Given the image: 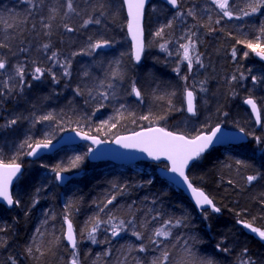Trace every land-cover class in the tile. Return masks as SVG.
<instances>
[{"label":"trees","instance_id":"16d2710c","mask_svg":"<svg viewBox=\"0 0 264 264\" xmlns=\"http://www.w3.org/2000/svg\"><path fill=\"white\" fill-rule=\"evenodd\" d=\"M152 2L145 12V53L142 62L135 64L127 39L122 0H75L80 15L71 14L61 19V10L60 15L51 21L50 35H45L49 30L44 29L42 23L48 22V9L59 7L62 0H44L39 8L30 6L27 0H0V40L9 44V48H0V54L8 59L9 70L18 63H23L26 68V83L23 86L17 84L10 94L0 97V125L19 117L18 123L11 128H0V160L10 162L15 156L16 162L24 165L23 174L14 188V199L20 203L11 209L0 204V229H4L0 232V241H7L0 247V264H11L9 256L16 264H68L71 250L67 243L65 240L59 245L54 243L55 237L62 236L66 214L77 235L81 264H93L97 253L109 248L112 250L110 257H101V261L116 264L128 244L139 245L141 242L145 243L147 251H133L125 258L126 264H135L136 259L149 264L159 251L149 244L147 234L143 241L133 237L130 231L115 238L101 228L96 233L97 241L107 240L108 243L93 244L86 238L89 218L99 212L111 195L121 191L120 185L126 191L117 195L113 204L108 205L107 212L126 218L127 206L135 202V207L141 209L136 216L138 222L144 211L153 206L170 215L187 217L186 226L173 231L175 235L183 233L184 237H195V241L186 249L183 238L171 240L168 248L173 264H199L201 260H211L213 264H238L242 258L264 264V243L240 225L245 222L264 230V62L245 44L238 43L248 40L255 43L260 22L264 20V9L245 17L239 9L245 8L247 0H229L230 10H235L233 17L229 18L223 16L212 0H178L177 11L159 0ZM37 3L39 0H33V5ZM101 3L103 9H100ZM94 7L103 10L104 15L100 16ZM189 10L193 11V16L187 15ZM177 12L181 15L177 16ZM88 13L98 17L100 24L82 27ZM41 16L45 18L43 21ZM169 21L171 26H168ZM65 23L74 30L66 31ZM9 24L13 27H7ZM160 29L163 34L158 37L155 33ZM179 30H183L187 37L195 33L192 39L200 63L194 66L191 75L198 83H205L208 91L207 105H201L196 99V115L191 119L199 125L193 131L180 125L187 116L184 89L191 85L187 80L183 82L184 76L181 75L184 71L177 73L169 58L178 50L179 44L186 41L172 47L174 39L179 37ZM89 38L93 43L100 39L111 43L88 55ZM43 44H49L50 49L42 48ZM162 44L165 48H161ZM22 48L27 51L21 52ZM234 48L235 57L232 55ZM52 51L59 53L60 60L71 59V75L65 76L61 65L47 60ZM73 52L78 55L72 56ZM245 52L249 53L247 57ZM121 53L125 55L121 56ZM117 59L121 61L117 67H122L125 79L113 80L115 93L102 101L105 106L101 108L89 97L87 89L104 79L105 72L115 66L109 62ZM36 66L51 68L56 81L48 72L39 80L33 79ZM86 71L89 77L83 75ZM186 74L184 72L185 77L189 76ZM4 75L7 73L0 70V77ZM252 76L258 81L253 82ZM133 81L141 90L142 99L131 93ZM78 88L83 95L77 94ZM104 90L100 88V91ZM250 96L261 108L260 128H256L243 105V99ZM49 113L52 120L36 123L39 116ZM143 116L149 119H141ZM105 121L107 124L103 123ZM113 124L116 127H112ZM217 124L244 129L249 138L239 145L212 148L188 171L191 182L210 196L220 214L209 210L199 214L180 190L156 174L152 163L139 162L129 166L91 163L85 156L76 168H72L71 160L86 153L85 144L64 147L37 160L26 158L27 145L20 149L21 143L29 137L28 143L31 144L43 139L54 141L70 129L112 140L120 134L152 125L194 136ZM256 137H260L261 142L258 143ZM236 160L244 161L246 166L237 165ZM57 166L68 169L64 172H81V175L60 187L53 171ZM141 166H147L148 173L135 168ZM257 172L261 175L249 184L246 177ZM114 184L116 188H113ZM153 200L157 201L155 205ZM66 206H69L67 213ZM100 215L107 219L105 213ZM29 246L33 249L31 254L26 251ZM37 248L40 251H36ZM224 248L229 251H221ZM244 249L248 250L246 254Z\"/></svg>","mask_w":264,"mask_h":264},{"label":"snow or ice","instance_id":"6c2138e0","mask_svg":"<svg viewBox=\"0 0 264 264\" xmlns=\"http://www.w3.org/2000/svg\"><path fill=\"white\" fill-rule=\"evenodd\" d=\"M167 2L172 5L174 8L178 7V0H167ZM27 3L30 6L34 7H42L44 0H39V3L33 5V0H27ZM212 3L216 5L223 12V16L232 18L234 15V9L230 10L229 0H212ZM123 4L127 6L128 11V20H127V28L128 33L132 38V49H131V57L139 62L142 57V53L145 48L144 42V30L142 27V19L144 16V9L146 0H123ZM79 5L75 3V0H62V3L59 7H50L48 9L49 15L47 16V23H42V27L46 30L45 35H50L51 29V21L56 19L58 15H60L61 10L63 15L60 16L61 19L64 17H68L71 14L80 15V11L78 10ZM104 5L101 3L100 9H103ZM100 9H95L99 11V15L103 16L104 11ZM264 9V0H247L244 9H239V13L243 16H252L261 10ZM177 16H180L181 13L177 12ZM188 16H193V11L189 10L187 12ZM239 18V16H237ZM45 18L41 16V20L43 21ZM100 19L98 17H93L91 13H88V18L83 20V26H87L89 24L95 23L100 24ZM171 21H169V25L171 26ZM7 27L11 28L13 25L9 24ZM35 27V25H33ZM63 27L66 31L72 32L74 29L69 26L67 23L63 24ZM259 35L255 38V43L251 40L248 41H238V43H243L245 46L251 50V52L255 53L261 59H264V20L260 22V26L258 28ZM163 29L158 30L155 35L162 36ZM195 33H191L188 36V43L182 44L181 48L183 49L182 59L187 61V67L189 72L193 69V62L197 64L200 63L199 54H195V41L192 39ZM111 42L107 39L96 40L94 43L91 42V38H89L87 54L91 55L97 49L104 48L108 46ZM45 50L50 49L49 44H43L41 46ZM0 48H9V44L0 40ZM161 48H165V45L162 44ZM21 52L27 51V49H20ZM15 55V53H13ZM78 53L73 52L72 56H76ZM124 53H121V56H124ZM233 57L236 56V49H233L232 52ZM249 55L248 52L244 53V56L247 57ZM59 53L57 51H52L51 55L47 57L49 62L54 64H59L63 67V74L65 76L71 75L70 68L72 61L71 59H58ZM35 63V62H33ZM110 65H115L111 67L108 71L105 72V78L100 79L98 84L94 83L92 87H88L87 91L89 97L95 100L99 107H104V103L102 101H106L110 96L114 95L116 90V84L113 80L123 81L125 79V72L122 70V67H117L121 65V61L119 59L115 61H110ZM0 70L7 73L0 77V97H3L6 93H11L14 89H16L17 84L23 86L26 75V68L23 63H18L12 67L11 70L8 69V59L5 58L2 54H0ZM176 72L179 73V66L175 69ZM45 72H48L52 75V79L55 82L57 77L55 72L51 68H42L40 66H36L33 69V79L39 80ZM85 77H89V73L86 71L83 73ZM187 79V77H184ZM243 78V75H241ZM235 80L236 77L234 76ZM251 79L253 82H257L258 78L256 76H252ZM203 83V82H201ZM100 88H104V91H100ZM22 91V88L20 89ZM204 90V89H201ZM78 95H83V91L81 89H77ZM131 93L135 94L138 99H142V92L137 87L136 82L133 81L131 83ZM163 99V97H160ZM195 95L191 90L186 89V105L187 112L193 115L196 114V105H195ZM88 102L87 100L85 101ZM245 104L251 106L252 113L256 117V122L259 124L262 122L261 120V108L258 107L257 101L253 99L251 96L244 101ZM121 108L124 106L121 105ZM53 116L51 113L43 116H39L36 119V123L42 121L52 120ZM141 119L148 120V116H143ZM159 119H163L160 117ZM19 117L12 118L6 121L5 124L0 125V128H11L12 126L18 123ZM107 124V121L103 122ZM112 127H116L115 124ZM241 132H244V129H240ZM220 132V126L217 125L215 128L211 129L208 134L201 133L194 137L193 139H188L183 135H176L172 132H168L163 128H148L142 132L133 133L131 136L127 137H117L115 143L121 144L124 148H139L140 150L146 152L149 156L153 158H159L160 156H165L170 162L171 167L168 169L171 173H175L178 177L183 179V182L187 185V187L191 190L192 196L195 199V203L197 207H202L203 205L212 206L213 210L219 212L220 209L216 208L213 204V201L209 199V197L205 194L204 191L199 188L193 187L192 183L189 181L188 176L185 173V169L189 164V161L198 158L209 146L214 142V139L217 137V133ZM83 139L91 140L93 144L101 143L95 136H90L88 133H77ZM31 137L27 138L20 145V149H23L25 145L30 149L26 154L28 156H37L42 149H48L52 143L49 139L36 140L34 144L28 143ZM257 142H261L260 137H256ZM88 152H92V149L89 148ZM88 153L84 155H77L70 162V167L76 168L80 162L87 156ZM16 157L13 156L10 162H4L0 160V200L5 201L9 206L16 204L18 205L20 201L18 199L13 198V194L10 191V185L13 184L14 179L18 178L21 174L22 166L20 163L16 162ZM235 163L237 165H245V162L242 160H236ZM42 167H47L46 165H42ZM67 168H61L57 166L53 171L55 172L56 179H63L61 173L67 171ZM261 174L259 172L256 175H248L246 177V181L250 184L251 182L257 180V178ZM151 183V181H149ZM117 186L114 184L113 188ZM121 191L117 192L114 195H111L109 199L104 202L103 207L99 209V212L93 217L89 218L87 222L89 227L87 228V239L90 240L93 244L96 243H108L107 240L97 241L96 233L98 229L104 228L106 231L110 232L111 237H117L122 232L130 231L131 235L135 237L139 241H143L145 235L147 234L149 244L156 246L159 251V255L154 257L149 264H173L171 261V252L169 251L168 244L171 240L180 241L182 238L184 239V247L188 249L189 243L195 241V237H184L183 233L181 235H175L174 229H179L181 227H185L186 216L177 217L174 215H170L163 211V209H157L154 206L152 208L144 211V215L140 218L139 222L136 219L137 213L141 211L135 207V202L127 206L126 218H120V216L107 212L108 205H112L113 201L116 200L117 195L123 194L126 189L123 185L119 186ZM39 192V189H37ZM148 198L145 197V200ZM157 201L153 200V205L156 204ZM69 206H66L65 211L67 213ZM100 213H105L107 215V219L101 218ZM64 222L67 225L66 231H63L62 236L55 237L54 243L59 245L61 240H66L68 248L71 250V257L68 261V264H81L79 251H78V239L77 235L73 230V223L69 216L66 214L64 216ZM43 223H46L44 221ZM153 225H155L153 227ZM246 228H249L253 233H256L261 240H264V230L260 228L253 227L252 224H245ZM4 229H0L2 232ZM39 228L37 232H39ZM43 235V233H41ZM7 243L6 240L0 241V247ZM123 247V246H122ZM66 248L65 250H68ZM219 249L220 246L217 245ZM26 251L31 254L33 249L29 246ZM36 251H40L39 248ZM111 249H105L103 253H97V259L93 261V264H103L101 261V257L108 258L111 255ZM133 251L146 252L147 246L145 243L141 242L139 245L128 244L126 250L122 253V257L118 258L116 264H126V257L132 253ZM221 251L228 252L227 248L221 249ZM247 249L243 250V253H247ZM8 260L11 261V264H16V261L13 257L9 256ZM135 264H143V261L140 259L135 260ZM199 264H213L211 260H201ZM238 264H255V262L251 258H242L239 260Z\"/></svg>","mask_w":264,"mask_h":264},{"label":"water","instance_id":"95a60500","mask_svg":"<svg viewBox=\"0 0 264 264\" xmlns=\"http://www.w3.org/2000/svg\"><path fill=\"white\" fill-rule=\"evenodd\" d=\"M151 1L152 0H146L145 9H144V16H143V19H142L143 30H144L145 10L148 7V5L151 3ZM160 1H162L164 4H166L167 6L172 8L173 10H177V8H178V7L174 8L172 5H170L167 2V0H160ZM124 8H125L126 18L128 20L127 6L124 5ZM126 34H127V39L129 41L130 50H131L132 49V38H131V36L128 33V28L127 27H126ZM144 42H145V31H144ZM144 52H145V48H144V51L142 53L141 60L143 58ZM257 57L260 58L259 56H257ZM141 60L139 62H136L133 59V61L136 64H139L141 62ZM261 60L264 62V59H261ZM184 97H185V111H186V113L189 116H194L193 114L188 113L187 110H186V108H187V105H186V91L184 92ZM244 101H243V104L250 111L251 116H252V118H253V120H254V122L256 124V127L257 128L260 127V123L258 124L256 122V117L252 113L251 106L245 104ZM194 102H195V105H196V98H195ZM217 125L220 126V132L217 133V137L214 139V142L209 146L208 149H206L198 158H195V159L189 161V164H188V166L185 169V173H186L187 176H188V171H189L190 167L193 165V163H195L201 156H203L206 152H208L212 148H214V147H228V146H231V145H237V144L244 143V142H246L248 140V137H247L246 133L245 132H241L240 129L229 128V127L223 126L221 124H217ZM217 125L213 126L211 129L215 128ZM156 127L163 128V127H161L159 125H152V126L140 128V129L132 131V132L120 134V135L114 137L112 140H103L102 138H100L98 136H95L98 140L101 141V143H99V144H93L91 140L83 139L80 135H77V133H84V132H80V131H77V130H72V131H68L67 130V131L62 132L60 134V136L56 140L52 141V143H51V145H50V147L48 149L40 150V152H39V154L37 156H28V155H26V158L29 159V160H37V159L41 158L42 156L51 155V154L57 152L59 149H61L63 147H66V146L68 147V146H76V145L86 144L88 146V149L89 148L92 149V152H88V154H87L88 161H90L92 163L109 162V163H113V164H116V165H128V166L137 164L139 162L152 163V164L155 165L156 174L159 177H161L162 179H164L166 182H168V184H170L173 187H175L176 189L180 190L188 198V200L191 202V204L194 206L195 210L199 214H201L202 212L207 211V210L212 211V212L217 213V214H220L221 211H219V212L214 211L212 206H210V205H203L202 207H197V205L195 203V199L192 196L191 190L183 182V179L181 177H178L175 173H171L170 171H168V169L171 167V162L165 156H160L159 158H153V157L149 156L146 152L140 150L139 148H124L121 144L115 143V140L117 139V137L131 136L133 133L142 132V131H145L148 128H156ZM163 129H165V128H163ZM211 129H209L208 131L200 132V133L195 134L194 136H191V137L187 136V135H184L182 133H177V132L171 131V130H167V129H165V130L168 131V132H172V133H174L176 135H183V136L187 137L188 139H193L194 137H196L197 135H199L201 133L208 134L211 131ZM90 136H94V135H90ZM21 166H22L21 174L19 175L18 178L14 179L13 184L10 185V191L13 194V198H14L15 184L18 181V179L20 178V176L22 175L23 171H24V167H23L22 164H21ZM61 175H62L63 179L57 180L56 179V175H55V181H56L58 186L65 187L74 178L79 177L81 175V172H73V173L62 172ZM189 181L191 182L190 178H189ZM192 185H193V187L199 188V187L195 186L193 183H192ZM199 189L204 191L201 188H199ZM205 194L209 197L210 200H212L210 198V196L206 192H205ZM0 204L3 205L6 209H11L14 206V204L9 206L3 200H0ZM213 204H214V202H213ZM215 207L218 208L216 205H215ZM245 224H247V223H244V222L240 223V225L242 226L243 229H245V231H247L248 233L252 234L254 237H256L257 239H259L261 242L264 243V240H261L259 238V236L256 233H253L249 228H246ZM66 228H67V225L64 222V231H66ZM73 230L75 232L74 227H73ZM118 236L115 237V238H118ZM65 242L67 243L66 240H65Z\"/></svg>","mask_w":264,"mask_h":264},{"label":"rangeland","instance_id":"374dc122","mask_svg":"<svg viewBox=\"0 0 264 264\" xmlns=\"http://www.w3.org/2000/svg\"><path fill=\"white\" fill-rule=\"evenodd\" d=\"M184 21V20H183ZM184 23H185V21H184ZM185 30L187 29V28H184ZM188 43V38H186V41H185V43H183V44H187ZM180 45V47H178V50L177 51H175V53H171L170 55H171V57H169L170 58V64L171 63H173L174 62V64H171L172 66L174 65V67H175V69L179 66V69H180V71H184V72H187V74L189 75V76H187V79H183V82L184 81H188L189 83H190V85H192L191 87H192V90L193 91H195L196 90V87H198V86H196V82H197V79L193 76V75H191V74H193V72L195 71V69H194V66L197 64L196 62H195V60H194V62H193V69H192V71L191 72H189V70H188V67H187V61H184L183 59H182V53H183V49L181 48V45L182 44H179ZM195 54H196V50H195V53L193 54L194 56H195ZM169 55V56H170ZM199 66V65H198ZM194 70V71H193ZM184 72L182 73V75H181V77H185V75H184ZM178 73V72H177ZM186 74V75H187ZM199 87H200V85H199ZM198 91L199 92H202L203 90H201V88H199L198 89ZM180 125L181 126H183V128H185V130H190V131H193V130H195V129H197V125H196V122H194V121H192V119L190 118V117H188V116H185L183 119H182V121L180 122ZM191 137V136H190ZM135 168H139V169H141L143 172H145V173H148V170H149V168L147 167V166H141V167H135Z\"/></svg>","mask_w":264,"mask_h":264},{"label":"bare ground","instance_id":"6f19581e","mask_svg":"<svg viewBox=\"0 0 264 264\" xmlns=\"http://www.w3.org/2000/svg\"><path fill=\"white\" fill-rule=\"evenodd\" d=\"M152 1H154V0H152ZM151 1V3L148 5V7L153 3ZM160 1V0H159ZM122 2H123V0H122ZM161 3H163L162 1H160ZM164 4V3H163ZM164 5H166V4H164ZM167 6V5H166ZM123 7H124V4H123ZM147 7V8H148ZM167 7H169V6H167ZM146 8V9H147ZM170 8V7H169ZM178 8H179V3H178ZM178 8H177V10H178ZM170 9H172V8H170ZM173 10V9H172ZM177 10H173V11H177ZM124 12H125V8H124ZM145 12H146V10H145ZM125 16H126V14H125ZM144 20H145V18H144ZM126 21H127V18H126ZM185 30V29H184ZM180 31V33H179V37H177L176 38V36H177V32H176V36L174 37V38H176V39H174V41H173V43H172V47H174L175 45H178L180 42H183L184 40H186V38H188L187 36H186V34L185 33H183V30H179ZM145 53V52H144ZM151 55V58H152V56H153V54L151 53V54H149V56ZM144 56V55H143ZM133 60V59H132ZM142 60H143V58H142ZM142 60H141V62H142ZM134 62V61H133ZM140 62V63H141ZM135 63V62H134ZM139 63V64H140ZM136 64V63H135ZM196 84V86H198V87H196V90L195 91H193L192 90V87H187V88H185L184 89V92L186 91V89L187 90H191V91H193L194 92V95H195V98L196 99H198L199 100V102L201 103V105H207V96H208V91H207V86H206V84L205 83H201V82H196L195 83ZM199 85H200V87H199ZM192 86V85H191ZM199 88H201V89H204L202 92H199L198 91V89ZM246 98H249V97H245L244 99H243V101L246 99ZM244 105V104H243ZM245 106V105H244ZM246 107V106H245ZM247 108V107H246ZM248 109V108H247ZM184 110H185V97H184ZM249 111V110H248ZM185 113H186V111H185ZM249 113H250V111H249ZM186 115L188 116V117H190V118H193V117H195V115L194 116H189L187 113H186ZM250 115H251V113H250ZM252 117V116H251ZM252 120H253V118H252ZM194 122H196V125H199V123H197V121H194ZM253 122H254V120H253ZM255 123V122H254ZM256 125V124H255ZM260 126H261V123H260ZM257 128V127H256ZM258 128H260V127H258ZM72 130H77V131H80V132H84V133H86L85 131H83V130H79V129H70V130H68V131H72ZM67 131V130H66ZM245 132V131H244ZM90 135V134H89ZM247 135V134H246ZM95 136V135H94ZM247 137H248V135H247ZM249 139V138H248ZM248 141V140H247ZM246 141V142H247ZM245 143V142H244ZM86 145V144H85ZM239 145V144H238ZM77 146V145H76ZM87 146V145H86ZM67 147V146H66ZM64 148V147H63ZM62 149V148H61ZM88 146H87V148H86V153H88ZM60 150V149H59ZM58 150V151H59ZM29 151V150H28ZM27 155V154H26ZM29 160V159H28ZM90 162V161H89ZM92 163V162H91ZM20 164H22V163H20ZM23 165V164H22ZM23 167H24V165H23ZM23 174V173H22ZM54 176H55V174H54ZM21 177V176H20ZM74 179H76V178H74ZM217 214V213H216ZM241 223V222H240ZM245 223V222H244ZM63 231H64V229H63ZM62 234H63V232H62Z\"/></svg>","mask_w":264,"mask_h":264}]
</instances>
